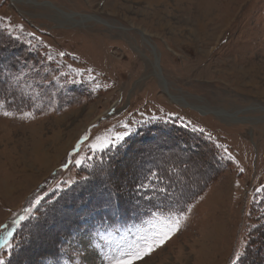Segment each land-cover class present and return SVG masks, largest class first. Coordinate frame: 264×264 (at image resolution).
Returning <instances> with one entry per match:
<instances>
[{"label":"rangeland","instance_id":"374dc122","mask_svg":"<svg viewBox=\"0 0 264 264\" xmlns=\"http://www.w3.org/2000/svg\"><path fill=\"white\" fill-rule=\"evenodd\" d=\"M1 59L0 225L44 197L5 264H110L180 215L135 264H264V0H0Z\"/></svg>","mask_w":264,"mask_h":264},{"label":"snow or ice","instance_id":"6c2138e0","mask_svg":"<svg viewBox=\"0 0 264 264\" xmlns=\"http://www.w3.org/2000/svg\"><path fill=\"white\" fill-rule=\"evenodd\" d=\"M11 31V29H9ZM23 31V29H20ZM18 39V37H17ZM79 75V73H77ZM75 83V81H73ZM5 116L11 115L9 112H4ZM153 119H155L153 117ZM125 129L122 132L112 133L107 136H98L93 144H91V150L95 152H105L110 149L116 148L118 145L122 144L125 141L126 137L130 135L131 130L127 124L123 125ZM193 132L199 131L201 133L204 132V129H197L195 127L192 128ZM87 140L88 137L85 136L83 138ZM83 142V141H81ZM217 147H224L223 145H217ZM79 148V144L77 145ZM227 151V149H225ZM228 159L231 160V155L228 156ZM77 166H80L83 161L76 160L75 161ZM242 171V170H241ZM151 175L155 176V173ZM144 187V185H141ZM161 192L166 191L163 188L159 189ZM118 189L113 186H106L105 191L101 194L103 199V204L107 207H114L116 202L114 201L113 197H118ZM44 199L43 196H37L31 204L24 208L23 213L17 216L15 219L12 220L11 226L4 224L0 225V253H7L12 250V239L13 234L16 229L21 225V222L29 219L32 215L34 210L41 204V201ZM191 209L189 208V211ZM185 217L183 215L174 216V217H157V219L153 222L156 231L152 233L151 237L144 238L143 246L136 247L133 250H130L127 253H124L120 258H112L110 260V264H135L137 260L143 259L145 256L149 255L153 250L154 246L158 247L163 244L167 239H169L176 231H178L180 226V221L183 220ZM242 253L237 251L235 253V259L232 261V264H237V261L240 260ZM0 264H5V260L0 256Z\"/></svg>","mask_w":264,"mask_h":264},{"label":"trees","instance_id":"16d2710c","mask_svg":"<svg viewBox=\"0 0 264 264\" xmlns=\"http://www.w3.org/2000/svg\"><path fill=\"white\" fill-rule=\"evenodd\" d=\"M4 62L5 61H3L2 59L0 60V76L3 75V77L6 79V76L5 75H6V71L7 70L4 71V68H3ZM152 196H153V194L150 195V196L148 195V196H146V198H144L147 201V205L143 208V211L145 210L146 211V214L148 216L149 215H152V213H157V212L162 213L164 211V209L162 207L156 206L157 204L154 202L155 200L152 198ZM139 218H140L139 220H141V219L143 220V218H146V217L145 216H141Z\"/></svg>","mask_w":264,"mask_h":264},{"label":"bare ground","instance_id":"6f19581e","mask_svg":"<svg viewBox=\"0 0 264 264\" xmlns=\"http://www.w3.org/2000/svg\"><path fill=\"white\" fill-rule=\"evenodd\" d=\"M64 17H67V18H69V20H71V21H75V16L74 15H69V14H64L63 15ZM67 18H65L66 20H68ZM82 19H86V20H89L91 17H81ZM91 19H96V18H91ZM154 67V66H153ZM159 66H158V64L156 63V66H155V74L157 75V76H159V78L161 79V81H162V84L164 85V87H165V90H167L168 91V89H167V84H166V82L165 81H163V77H162V75H161V73H160V75H159V73H158V68ZM171 96V100L174 102V103H180V104H182V105H185V106H190L188 103H186V101L185 100H183V99H179L178 97H175V96H172V95H170ZM194 109H196V110H199V108L200 107H194V106H192ZM221 113H223L225 116H227V114L228 113H226V112H221ZM228 117L229 118H232L230 115H228Z\"/></svg>","mask_w":264,"mask_h":264}]
</instances>
